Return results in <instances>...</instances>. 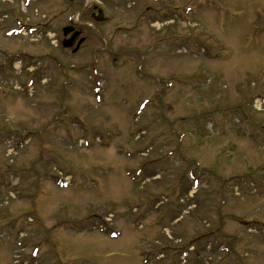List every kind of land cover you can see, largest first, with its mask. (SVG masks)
I'll return each instance as SVG.
<instances>
[{"label":"rangeland","instance_id":"obj_1","mask_svg":"<svg viewBox=\"0 0 264 264\" xmlns=\"http://www.w3.org/2000/svg\"><path fill=\"white\" fill-rule=\"evenodd\" d=\"M96 3L0 0V264H264V0Z\"/></svg>","mask_w":264,"mask_h":264},{"label":"water","instance_id":"obj_2","mask_svg":"<svg viewBox=\"0 0 264 264\" xmlns=\"http://www.w3.org/2000/svg\"><path fill=\"white\" fill-rule=\"evenodd\" d=\"M102 20V13L99 11L98 12V16L95 18V21H101ZM71 30L72 29H70V28H65L64 30H63V33H64V36H66L69 32H71ZM79 34L78 33H74L73 35H72V37L68 40V41H66V42H63V47L64 48H67V47H70L71 46V44H72V41L78 36ZM81 43V41L79 42V44ZM78 44V45H79Z\"/></svg>","mask_w":264,"mask_h":264},{"label":"flooded vegetation","instance_id":"obj_3","mask_svg":"<svg viewBox=\"0 0 264 264\" xmlns=\"http://www.w3.org/2000/svg\"><path fill=\"white\" fill-rule=\"evenodd\" d=\"M68 25V24H67ZM74 31H82L81 29H80V27L78 26H74ZM82 33H83V31H82ZM72 34V33H71ZM71 34L70 35H68L65 39H68L70 36H71ZM81 37H82V35H80L75 41H74V43L72 44V48L70 49V51L72 52V50H73V48H74V46H75V44L81 39ZM86 43V41H84V43L83 44H85ZM82 44V45H83ZM82 45L80 46V48L82 47Z\"/></svg>","mask_w":264,"mask_h":264},{"label":"bare ground","instance_id":"obj_4","mask_svg":"<svg viewBox=\"0 0 264 264\" xmlns=\"http://www.w3.org/2000/svg\"><path fill=\"white\" fill-rule=\"evenodd\" d=\"M72 22H73V20H72Z\"/></svg>","mask_w":264,"mask_h":264}]
</instances>
